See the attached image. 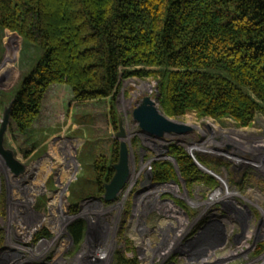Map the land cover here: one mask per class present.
Segmentation results:
<instances>
[{
	"label": "trees",
	"instance_id": "16d2710c",
	"mask_svg": "<svg viewBox=\"0 0 264 264\" xmlns=\"http://www.w3.org/2000/svg\"><path fill=\"white\" fill-rule=\"evenodd\" d=\"M0 28L37 50L34 66L8 99L9 130L23 156L36 147L34 129L61 125L71 110L78 118L86 112L91 172L82 186L83 176L71 185L77 187L70 203L73 214L82 199L101 198L114 174L119 143L110 127L118 130L116 97L122 80L154 79L158 106L171 118L195 112L247 127L258 114L264 116V0H0ZM16 51L12 45L4 55L0 89L15 78ZM132 141L136 145L137 139ZM50 153L56 161L48 160L37 176L42 191L46 168L59 161L53 148ZM167 155L178 171L168 160L153 161V183L178 182L179 175L186 185L216 187L217 181L181 145L170 143ZM32 167L30 177L37 170ZM38 201L37 215L31 216L38 222L37 238L48 236L40 222L46 206L42 198ZM50 213L47 221L57 230L61 215ZM68 230L80 241L84 221H73ZM263 250L264 241L256 253ZM126 251L134 253L129 241ZM113 264H137V258L117 249Z\"/></svg>",
	"mask_w": 264,
	"mask_h": 264
},
{
	"label": "rangeland",
	"instance_id": "374dc122",
	"mask_svg": "<svg viewBox=\"0 0 264 264\" xmlns=\"http://www.w3.org/2000/svg\"><path fill=\"white\" fill-rule=\"evenodd\" d=\"M12 45L17 46L16 74L10 85L0 89V118L13 90L37 59L36 48L0 28V65ZM141 83L150 84L152 89L140 90L137 85ZM156 85L150 77L121 81L116 107L129 147V180L116 200L108 203L97 197L84 198L74 214L70 203L77 187L71 185L83 176L78 183L82 186L91 172L86 112L78 118L71 110L61 125L34 129L30 134L36 147L26 157L8 130L4 146L26 168L17 175L8 168L17 178L13 181L0 161V264H113L117 249L129 257L135 255L137 264H264V250L256 253L257 244L264 241V116L258 114L249 126L239 127L229 118L214 120L188 112L172 119L190 124L193 130L180 134L182 138L165 135L157 139L143 134L132 118V110L143 96L157 95ZM106 104L109 106L108 98ZM212 126L223 132L212 130ZM77 130L81 133L75 135ZM110 131L112 136L117 132L112 126ZM172 142L208 162L207 168L216 176H212L217 181L215 188L183 181L154 186L157 183L151 181L150 165L167 160L164 155ZM190 146L200 148L192 151ZM52 148L59 161L57 167L46 168L42 191L41 175L37 176L48 160L49 164L56 161L48 155ZM31 166L37 170L25 181L21 177ZM40 198L46 211L39 221L48 236L37 238L34 231L38 222L31 216L37 215L34 209ZM50 212L61 215L57 230L47 221ZM26 219L36 223L31 226L29 240L16 232ZM77 219L84 221V231L76 242L68 226ZM215 234V240L209 239ZM126 241L134 253L126 251ZM99 255L104 259H97Z\"/></svg>",
	"mask_w": 264,
	"mask_h": 264
},
{
	"label": "water",
	"instance_id": "95a60500",
	"mask_svg": "<svg viewBox=\"0 0 264 264\" xmlns=\"http://www.w3.org/2000/svg\"><path fill=\"white\" fill-rule=\"evenodd\" d=\"M158 96V94L154 98L149 95L143 96L132 110V118L138 123L142 133L157 139H162L167 134H183L193 130L191 126L165 115L157 105ZM11 106L12 101L4 105L0 118V155L3 157L5 164L11 172L17 175L23 172L26 167L15 158L14 152L11 149L4 146V138L9 130ZM113 137L119 143L118 161L113 165L114 174L110 181L104 185V192L102 197L99 198V200L108 203L117 199L130 177L129 147L125 140V131L120 119L118 122V130ZM166 151H168V148ZM188 154L201 171L216 178L208 168L199 163L193 154L190 152ZM164 156L174 165L176 171H178L173 157L167 155V153ZM178 179L181 181L179 175ZM26 220L27 223L22 227H17L16 232L20 237L29 240L31 226H35L36 223L32 219Z\"/></svg>",
	"mask_w": 264,
	"mask_h": 264
},
{
	"label": "bare ground",
	"instance_id": "6f19581e",
	"mask_svg": "<svg viewBox=\"0 0 264 264\" xmlns=\"http://www.w3.org/2000/svg\"><path fill=\"white\" fill-rule=\"evenodd\" d=\"M137 87L140 89V90H143V89H145V90H151L152 89V86L150 85V84H148V83H141L140 85H137ZM184 123V122H183ZM186 124V123H185ZM187 125H189L190 126V124H187ZM198 125V124H197ZM192 128H193V126H191ZM208 127H210V126H208ZM198 128V127H197ZM212 130H218V131H221V132H223L222 130H220V128L218 127V126H212V128H211ZM204 132V131H203ZM143 134H145V133H143ZM167 135H173V136H178L179 138L181 137L182 138V136L180 135V134H167ZM125 140H126V138H125ZM264 142V141H263ZM203 143V142H202ZM262 147H263V145H261ZM201 147H202V144H201ZM199 148H200V146H197V147H194V146H190V148H189V150H192V151H196V149L197 150H199ZM250 148V147H249ZM252 150V149H251ZM198 152H201V150L200 151H198ZM130 156V155H129ZM129 160H130V158H129ZM0 161H1V164L3 165V167L5 168V170H6V172H7V174H8V178H10L11 180H13V181H15V180H17V178H13V175H12V173L9 171V169H8V167H7V165L5 164V162H4V159H3V157L0 155ZM132 162V161H131ZM32 169H33V167L31 166L30 168H28V169H26V171H25V173L23 174V176L21 177L22 179H24L25 181H29V173L32 171ZM154 186H159L158 184L157 185H154ZM170 229H174L173 228V226L172 225H170V227H169ZM215 233H216V231H215ZM209 239H211V240H215L216 239V234H215V237H213L212 235H211V237L209 236ZM39 244L40 243H38V245H36V246H34V251L36 250V248L39 246ZM13 248V247H12ZM39 248V247H38ZM29 248H26V251L28 250ZM32 250V249H31ZM32 250V251H33ZM37 254V253H36ZM103 255V254H102ZM102 255H99V256H97V259H104L103 258V256Z\"/></svg>",
	"mask_w": 264,
	"mask_h": 264
},
{
	"label": "flooded vegetation",
	"instance_id": "af4514ba",
	"mask_svg": "<svg viewBox=\"0 0 264 264\" xmlns=\"http://www.w3.org/2000/svg\"><path fill=\"white\" fill-rule=\"evenodd\" d=\"M262 163H264V158H263V160H262Z\"/></svg>",
	"mask_w": 264,
	"mask_h": 264
},
{
	"label": "built area",
	"instance_id": "2783aa9c",
	"mask_svg": "<svg viewBox=\"0 0 264 264\" xmlns=\"http://www.w3.org/2000/svg\"><path fill=\"white\" fill-rule=\"evenodd\" d=\"M150 169H151V165H150Z\"/></svg>",
	"mask_w": 264,
	"mask_h": 264
},
{
	"label": "crops",
	"instance_id": "0c3cea01",
	"mask_svg": "<svg viewBox=\"0 0 264 264\" xmlns=\"http://www.w3.org/2000/svg\"><path fill=\"white\" fill-rule=\"evenodd\" d=\"M215 231V230H214ZM217 232V231H216Z\"/></svg>",
	"mask_w": 264,
	"mask_h": 264
}]
</instances>
